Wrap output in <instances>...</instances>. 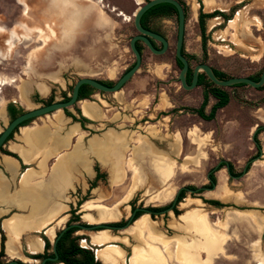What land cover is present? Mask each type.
Instances as JSON below:
<instances>
[{"label":"rangeland","instance_id":"374dc122","mask_svg":"<svg viewBox=\"0 0 264 264\" xmlns=\"http://www.w3.org/2000/svg\"><path fill=\"white\" fill-rule=\"evenodd\" d=\"M181 1L187 13L185 54L196 57L189 59L192 69L206 63L230 77H248L263 69L264 0ZM139 4L137 0H0V132L11 121L7 116L11 103L24 112L30 111L50 104V101L66 100L75 83L82 78L115 83L122 77L135 63L130 42L137 35L134 14ZM207 4H212V8L208 9ZM216 11L232 16V19L226 21L222 17H213L205 20L207 41L204 48L200 13ZM238 14L241 17L239 22L230 29V22ZM76 17L82 20L81 28L73 23ZM65 24L77 28L74 36L68 34L69 26L63 28ZM147 24L166 35L170 49L164 55H155L141 43L143 63L135 77L118 93L95 91L93 97L87 99L104 102L105 106L100 110L101 122L91 123L92 129L84 133L85 139L78 137L74 141L81 142L86 149L91 143V163L94 169L99 165L106 176L96 183L93 178L88 188L75 190L67 197L71 208L64 215L67 216L65 222H58L56 233L69 222L124 225L135 208L162 211L172 204L183 187H211L208 174L219 165L218 171L212 174L217 185L215 190H203L197 194L185 191L173 211L165 215L147 214L156 235L145 233L142 240L137 239L132 230L139 218L125 230H107L115 238L113 244L126 252L121 264H131L136 256L134 248L147 243L159 247L168 264H184L177 257L178 242L175 239L186 237L193 242L194 233L183 229V218L193 210L199 211L214 231L226 238L223 252L212 264H264V131L260 128L264 126V91L250 86L228 88L238 100L232 98L214 121L200 120L190 109L201 106L203 88L187 91L178 80L180 67L175 61L177 15L172 14L168 19L149 16ZM260 54L261 59L258 58ZM41 84L48 88L46 94L39 91L38 85ZM22 89L27 90L26 95L22 96ZM83 102L69 109L80 122ZM213 104L209 102L207 111L210 112ZM67 118L72 117L65 111L37 118L17 130L11 140L21 131L25 135L41 131L39 127H48L54 133L60 130L61 135H66L73 126ZM111 133L123 136L127 147L125 178L116 184L112 183L111 168L104 165L97 153L93 154V147L108 143L107 137ZM44 138L48 140L46 133ZM94 141L97 143L93 144ZM143 146L144 152H154L170 160L174 169L167 179H159L153 175L151 166L145 164V159H141L146 173L136 188L134 178L137 173L130 168V163L138 162ZM7 147L8 143L4 147L6 151ZM256 157L257 160L253 161ZM59 160L60 163L74 164L80 157L64 156ZM222 161L233 167L231 175L226 165L220 164ZM249 161L253 162L247 174L240 179L233 178L243 173ZM38 200H41L40 196ZM100 210L113 213L116 218L101 219ZM99 232L80 230L73 237L81 244L82 239L90 241ZM159 235L174 240L166 246L156 240ZM125 238H128V244L123 243ZM20 248L28 250L26 245L15 246L16 256L7 254L8 259L20 257L28 261ZM145 249L142 247L140 251L144 253H140L145 254ZM200 251L207 260L205 249Z\"/></svg>","mask_w":264,"mask_h":264},{"label":"crops","instance_id":"0c3cea01","mask_svg":"<svg viewBox=\"0 0 264 264\" xmlns=\"http://www.w3.org/2000/svg\"><path fill=\"white\" fill-rule=\"evenodd\" d=\"M259 59H261V54ZM83 101L87 100H81L80 103ZM210 101L215 103L216 100L211 97ZM87 102L93 105L94 109L91 112L96 117L87 116L84 113L83 107L80 106L82 118L86 119V121L80 122L74 121L73 118H67L68 122H73V126L66 135H61L60 130L54 133L48 127H39L41 131L48 135V140L45 141L42 147L40 143L38 145L30 139L31 137L27 138L24 131H21L20 135L8 142L7 147V151L17 155V157L0 152V250L2 244L1 232L6 237L5 245H7V242L12 237L8 229L3 226H5L8 220L16 216L30 226L34 224V227H31V229L28 228L23 233L21 232V239L19 238L16 241L17 247L26 245L28 251L31 252L30 243H35L37 238H40L43 241L42 249L34 253H42L45 247L43 237H47L52 241L46 232L54 229L55 237L53 240H55L58 234L56 233V229L58 228L59 220L67 217L64 215L71 208V203H67L66 201L67 197L74 193L75 190L88 188L90 181L96 177L97 173L90 159L92 151L91 143H88L89 147L86 149L84 144L74 141L78 137L84 140V133L86 131L90 132L92 129L91 123L101 122L102 113L100 110L102 106H105L104 102L101 99ZM206 112L209 113L207 109ZM196 117L204 121L198 115ZM102 120L104 121V119ZM53 133L58 136H55ZM95 142L97 143V141H94L93 144H96ZM53 144L57 146V149H51ZM95 152L93 149V154L96 155ZM78 155L80 160L74 164L59 162L60 157H74ZM99 162L102 164L100 160ZM61 182L63 183L59 188ZM38 196L41 197L40 201L38 200ZM89 242L93 247L98 248V250L102 246L94 244L93 237ZM19 251H21V248ZM100 261L108 264L103 260Z\"/></svg>","mask_w":264,"mask_h":264},{"label":"bare ground","instance_id":"6f19581e","mask_svg":"<svg viewBox=\"0 0 264 264\" xmlns=\"http://www.w3.org/2000/svg\"><path fill=\"white\" fill-rule=\"evenodd\" d=\"M137 1H139V3H142V0H137ZM62 5H60V6H62ZM55 6H56V4H55ZM207 7H208V9H211L212 4H207ZM29 10H30V8H29ZM47 13H49V12H47ZM50 14H51V12H50ZM57 14L60 15V12H58ZM240 18L241 17L238 14V16L235 18V20L231 21L229 28L234 29L236 27L237 23L239 22ZM55 19L57 20V18H55ZM73 23L75 25L77 24L78 28H81L82 20L79 19L78 17H76ZM67 25L69 26V24H67ZM46 26L53 32V28L49 23H47ZM57 27H58V23H57ZM65 27H66V24L63 28H65ZM76 29L72 26H69L70 32L68 34L70 36H74L76 33ZM228 29L226 31H224L223 33H226L228 31ZM258 58H260V55ZM54 77H56V76H54ZM38 89L40 92H42V94H46L48 92V88H46V86L43 84L38 85ZM26 93H27V90L22 89V96L26 95ZM92 106L93 105L87 101L83 102L84 113L87 116L95 118L96 116L91 112V110L94 109ZM44 135H45V133H44ZM44 135H43L42 131H39V132H34L32 134L28 133L26 135V137L27 138H29V137L38 138L36 143L37 144L42 143L41 145L43 147L45 141H47V140H45ZM39 136L40 137L43 136V138H42L43 140L39 139ZM55 136H58V135H55ZM122 139H123V136H120V135L115 134V133H111L107 137L108 143L103 142V143L99 144L97 147H93V149H97V151L95 153H97L98 157L101 159V161L104 163V165H107L111 168L112 183H114V184L121 182L123 180V178H125L124 176L126 173V171L124 170V156H125L127 147L125 145V142H123L124 140H122ZM196 141L198 142V139H196ZM52 146H51L52 150L57 149V146L55 144H53ZM141 149H143V153H140V155H139L140 159L138 158V162L135 161L134 163L133 162L130 163V168L135 173H137L135 178H134L135 179L134 187L137 188L142 183L143 176L146 173L145 169L142 168L143 164L141 162V159L142 160L145 159V164L146 165L149 164L151 166V169H153V170H151V171H153V175H155L159 179H167L174 169V163H171L170 160H168L167 158H165L163 156H161V157L157 156L156 154H154V152H150L149 154L144 152V146ZM145 149H148V148H145ZM118 150H121L122 152H118ZM136 152H138V150H136ZM30 172H31V170H30ZM26 180H28V179H26ZM169 191H171V190H169ZM99 213H100L101 219L113 220L116 218V216L113 213L107 214L105 211H101V210L99 211ZM61 219L62 220L59 221L60 224L64 223L67 218L64 217ZM183 221L185 223V226L184 227L182 226L183 229L193 232L194 238H192L193 242L189 241L186 237L175 239L178 242V244H177V257H178V259L180 261H182L184 264H212L214 259L216 257H218L219 253L223 252V244L225 243L226 238L221 236V234H218L217 232H215L214 229L211 227V224L206 219V217L200 216V212L197 210L196 211L193 210L191 213L186 215L183 218ZM176 226L177 225H175L174 227H176ZM3 227H6V229H8V232L12 235L11 238L9 237L10 240L7 243L8 253L11 256H15V254H16L15 246L17 247L16 241H18V239L20 238L21 232L23 233V231L25 229H28V228L31 229V227H34V224H33V226L32 225L30 226L24 220L15 216V217L11 218L10 220H8L5 223V226H3ZM180 229H182V228H180ZM132 231H133V234L135 235V237L137 239H140V240H142V237H144L143 235L145 233H148L151 236L156 235L154 229L152 228V226L150 224L149 215H147V214L141 216L134 223ZM46 234L49 237H51V239H53L55 236V230L51 229L48 232H46ZM156 240L159 241V243L165 244L167 246L174 239L165 238L164 236L159 235V236H156ZM122 241H123V243L128 244V238H125ZM107 242H108V244H106ZM114 242H115L114 236L111 235L109 233V231H107V230L101 231L96 236H93V243L98 245V246L102 245L101 248L97 251L98 258L100 260L105 261L106 263H109V264H121L123 261H125V258H126L125 253L126 252L119 245L113 244ZM85 243H86V240H83V244H85ZM29 246H30V249L32 251H35V250L39 251L42 249L43 241L40 238H37L36 242L30 243ZM142 247L146 248L145 254L140 253V252H143V251H140L142 249ZM201 249H205V252L207 253V260L203 259L202 255H201V251H200ZM134 252H135L134 255H136V256H134L135 257L134 260L132 259L133 264H168L167 257L163 254L162 250L159 247H156L152 244L149 245V243H147L143 246L142 245L136 246L134 248Z\"/></svg>","mask_w":264,"mask_h":264},{"label":"water","instance_id":"95a60500","mask_svg":"<svg viewBox=\"0 0 264 264\" xmlns=\"http://www.w3.org/2000/svg\"><path fill=\"white\" fill-rule=\"evenodd\" d=\"M161 4L172 5L178 13V39L176 43V56H177V60L179 61L182 67L179 73L178 79L183 89L187 91H191V90L198 88L199 87V77L201 74H205L212 83L222 88H229V87H234L238 85H247L254 89H260L264 86V68L262 70L259 81H255L253 79H250L249 77H232L230 79L223 80V79H219L216 76L213 67H211L209 64H206V63L198 64L194 68L192 83L189 84L187 80V75L190 69V63L183 54V48H184V43H185V31H186V12H185L184 6L178 0H149L147 2L140 3L138 10L134 14V26L137 30V35H135L131 39L130 49L135 56V60H136L135 65L132 68H130L128 71H126L122 75V77H120L115 82L113 86H107L103 84L101 81L96 80V79L82 78L75 83L72 93L68 100L53 102V103L35 108L30 111H25L18 117L12 119L9 122V124L0 132V150L6 145V143L9 141L10 136L15 132V130L22 127L24 123L31 121V120H35L37 118H40L46 115H49V114H52L57 111H65L66 109H71L76 104H78L80 102L79 100L80 90L84 85H88L91 88L95 89L96 91H99L102 93L115 94V93L120 92L127 85V83H129L135 77V75L140 71V68L142 65V54L137 48L138 42H141V41L144 42V44L155 55L165 54L168 49V41L164 37L150 30H147L142 26L143 16L149 10ZM150 38H153L157 41L162 42L164 45V48L162 50H157L152 45ZM256 160L257 158L253 159V161H256ZM253 161H249L247 163L241 175L237 177H234V176L232 177L235 179H240L244 175H246L248 171V167ZM223 163L226 165V169L228 173L231 175L230 165L226 161H222L220 164H223ZM218 168H219V165L208 174V180L212 184L211 187H204V188H198V189L183 187L178 191L176 198L174 199L172 204L168 208L160 212L154 209H147L146 207L136 208L133 210L132 216L127 220V222L124 225H113V224H107V223H100V224H95V225H90V224L83 225V224L74 223L71 225H67L57 235L56 239L53 242V252L55 253L56 256L54 258L45 259L42 264H46L47 262H52L53 264H55L59 260L58 252H57V244L60 238L63 236V234L70 229L79 228L80 230L89 231V232H97V231H102V230H109V231L125 230L134 223L136 214L138 212H141L143 214H149V215H158V214L165 215L169 213L170 211H173L174 208H176L177 204L179 203V198L181 194L185 191H189L193 194H197L203 190H206V191L215 190L217 185L214 182V180L211 178V174H213L215 171H218ZM10 264H19V263L14 261V262H11Z\"/></svg>","mask_w":264,"mask_h":264},{"label":"trees","instance_id":"16d2710c","mask_svg":"<svg viewBox=\"0 0 264 264\" xmlns=\"http://www.w3.org/2000/svg\"><path fill=\"white\" fill-rule=\"evenodd\" d=\"M180 3L184 6V2L183 1L180 0ZM159 12L162 13V14H166L167 13V14H170V15H172V14H176L177 15L176 9L170 4L158 5V6L154 7V8H152L151 10H149L147 12V15L151 14V13H159ZM185 12H186V10H185ZM217 16L223 17L226 21H229V20L232 19V16H228L225 13L220 12V11H216V12H214L212 14H206V13H203V12L200 13V17L199 18H200L202 35L204 37V48H205V44H206V41H207L206 40V36H205V34H206L205 20L209 19V18L217 17ZM186 19H187V13H186ZM142 25L146 29H148V27L146 26V24H144V22L142 23ZM138 49H139L140 52H142V49H141L140 46H138ZM185 55H186V57L188 59H196V57H194V56H187V54H185ZM213 69L215 71L216 76L219 79L227 80V79L232 78L227 73H225L223 71L217 70L215 68H213ZM262 70L259 71V73H257L256 75H251V76H248V77L250 79L255 80V81H259V79L261 77ZM101 82L103 84L107 85V86H113L114 85V82H112V81H107V82L101 81ZM188 83L190 84V82H188ZM199 86L202 87L203 90H204L203 91V93H204L203 94V97H204L203 98V102H202V104H201V106L199 108L190 109V112L193 113V114L198 115L204 121L210 122V121L215 120L216 116H217V113L220 110L226 108L230 104L232 98L238 100V97L235 94L230 93L227 90L228 88H222V87L216 86L214 83H212L207 78V76L205 74H201ZM244 86H247V85H238V86L229 87V88L230 89H235V88L244 87ZM256 90L264 91V86L262 88L256 89ZM95 91L96 90L91 88L90 86L84 85L81 88V90H80V99L79 100L90 99ZM211 97H213L216 101H215L214 105L211 107L210 112L207 113L206 109H207V107L209 105ZM68 99H69V97L66 98V100H68ZM52 102L53 101H50V103H52ZM8 108L10 109V113H11V118L12 119H14V118L18 117L19 115H21L22 113H24L23 109L15 107V104H13V103L9 104ZM65 112H66L67 116L72 117L75 121H79V119L73 113H71L69 111V109H66ZM78 113H79V110H78ZM32 121L33 120L24 123L23 126L28 125ZM81 121H86V119L82 118ZM18 129H16L15 132ZM15 132L10 136L9 140L12 139L13 135L15 134ZM260 132L261 131H259L258 133H260ZM0 152H5L8 155L17 157V155L6 151L4 149V147L0 150ZM95 169H96V172L98 173L97 178L95 180V183H96L97 181H99L101 179H104L106 174L101 173L99 165H96ZM230 170H231V172L233 171V167L231 165H230ZM211 177H212V179L215 182L214 175H212ZM183 195L184 194L182 193L180 198H179V201L183 198ZM210 203L215 204L217 206L220 205V203L215 202V201H211ZM142 214L143 213L138 212L136 214L135 221L138 218H140L142 216ZM77 230L78 229L75 228V229H71V230L67 231L63 235V237L60 239V241L58 243V249L59 250H61L62 246L65 247L66 243L70 241V245H69V247H68V249L66 251V254L64 256H62V258L60 259L61 260L60 262H63L64 264H102L101 262L95 260V256H94L93 251L88 250V249H84V248H81V247L78 246V243H77L78 238H74L73 237V233L76 232ZM2 240H3L2 248H3V251H4L5 236H3ZM45 241H46V249L47 250L51 249L52 246H51L50 241L47 238L45 239Z\"/></svg>","mask_w":264,"mask_h":264},{"label":"flooded vegetation","instance_id":"af4514ba","mask_svg":"<svg viewBox=\"0 0 264 264\" xmlns=\"http://www.w3.org/2000/svg\"><path fill=\"white\" fill-rule=\"evenodd\" d=\"M180 2V1H179ZM149 16L151 17V16H153V17H155V18H157V19H168L169 17H171V15L170 14H162V13H151V14H148L147 15V13L143 16V18H142V23L144 22V24H146V26L148 27V29L147 30H150V31H152V32H154V33H156V34H158V35H160V36H162V37H164L167 41H168V49H167V51H166V53L169 51V49H170V42H169V40L167 39V37H166V35L163 33V32H161V31H159V30H157V29H154V28H152V27H150L148 24H147V20L149 19ZM177 19H178V13H177ZM143 26V25H142ZM144 27V26H143ZM145 28V27H144ZM146 29V28H145ZM177 39H178V33H177ZM150 41H151V43H152V45L157 49V50H162L163 48H164V45H163V43L162 42H160V41H157V40H155V39H153V38H150ZM141 43H143L144 44V42H138L137 43V48H138V46H140V47H143L142 45H141ZM176 43H177V41H176ZM145 45V44H144ZM146 46V45H145ZM147 47V46H146ZM148 48V47H147ZM149 49V48H148ZM139 50V49H138ZM150 50V49H149ZM141 54H142V63H143V52H140ZM183 54H184V56L186 57V55H185V49L183 48ZM164 55V54H163ZM187 58V57H186ZM187 60L189 61V59L187 58ZM175 61H176V63L179 65V67H180V71H181V64L179 63V61L177 60V56H176V48H175ZM135 63H136V60H135ZM135 63H134V65H135ZM189 63H190V61H189ZM133 65V66H134ZM132 66V67H133ZM131 67V68H132ZM193 70L194 69H192L191 68V65H190V69H189V71H188V75H187V80H188V82H190V84L192 83V79H193ZM179 76V75H178ZM200 78H201V75H200V77H199V83H200ZM179 80V79H178ZM180 82V81H179ZM115 84V83H114ZM181 84V83H180ZM182 87V86H181ZM200 87V86H199ZM185 90V89H184ZM93 97V95L91 96V98ZM90 98V99H91ZM85 100H87V99H85ZM81 101V100H80ZM53 103V102H52ZM15 107H17V105H15ZM7 116L12 120V118H11V113H10V109L9 108H7ZM22 127H25V126H22ZM21 128V127H20ZM19 128V129H20ZM261 128V131H264V126H262V127H260ZM18 129V130H19ZM8 143V142H7ZM6 143V144H7ZM5 147V146H4ZM256 158H258V157H256ZM255 159V158H254ZM100 167V166H99ZM95 171H96V169H95ZM100 171H101V168H100ZM97 173V172H96ZM101 173H102V171H101ZM97 175H98V173H97ZM97 175H96V177H95V180H96V178H97ZM211 176H212V174H211ZM212 178V177H211ZM211 183V182H210ZM211 186H212V184H211ZM136 209V208H135ZM175 209V208H174ZM156 211H158V210H156ZM158 212H160V211H158ZM68 225H71V223L69 222L68 223ZM73 229H75V228H73ZM76 229H78L77 231H80V229L79 228H76ZM71 230V229H70ZM69 231V230H68ZM67 232V231H66ZM65 232V233H66ZM2 233V232H1ZM60 233V232H59ZM58 233V234H59ZM64 233V234H65ZM57 234V235H58ZM63 234V235H64ZM73 234H75V232L73 233ZM63 237V236H62ZM61 237V238H62ZM47 237H43V239H44V241H45V239H46ZM60 238V239H61ZM75 238V237H74ZM2 239H3V235H2ZM48 239V238H47ZM83 240L84 239H82V243L81 244H78V246L79 247H81V248H84V249H88V250H91V251H93V253H94V256H95V260L96 261H99V262H101L102 264H104L102 261H100V259L99 258H97V250H98V248H95V247H93L91 244H88V243H90L89 242V240H87L86 239V243L85 244H83ZM5 241H6V238H5ZM60 241V240H59ZM8 243V242H7ZM59 243V242H58ZM77 243H78V241H77ZM2 244H3V240H2ZM2 244H1V250H0V264H10L11 262H14V261H16V262H18L19 264H28V263H31V264H42L43 263V261L45 260V259H47V258H54L56 255H55V253L53 252V244H51V249H49V250H47L46 249V241H45V247H44V251L42 252V253H34V252H38V250H35V251H32L31 249V252H29L27 249H25V248H22L21 249V253H22V255H23V257H25L28 261H25V260H23V259H21L20 257L19 258H17L16 260L15 259H13V260H9L8 259V257H7V254L10 256V257H15L16 256V254H15V256H11L9 253H8V250H7V245H5V243H4V251H3V248H2ZM69 245H70V241L69 242H67L66 243V246L64 247V246H62V248H61V250H59L58 249V244H57V252H58V257H59V260L55 263V264H64L63 262H60L61 260V258H62V256H64L65 254H66V251H67V249H68V247H69ZM85 245H87L88 247H86ZM90 245V246H89ZM46 264H53L52 262H47ZM109 264V263H108Z\"/></svg>","mask_w":264,"mask_h":264}]
</instances>
